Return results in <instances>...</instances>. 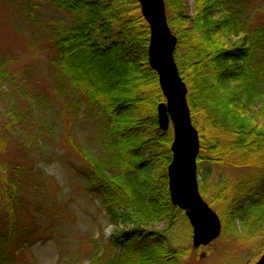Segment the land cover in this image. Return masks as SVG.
<instances>
[{"label": "trees", "instance_id": "obj_1", "mask_svg": "<svg viewBox=\"0 0 264 264\" xmlns=\"http://www.w3.org/2000/svg\"><path fill=\"white\" fill-rule=\"evenodd\" d=\"M36 1L34 7L40 1L60 14L48 32L56 50L58 93L69 99L73 112L84 107L95 115L99 151L82 152L79 173L114 227L100 255L64 264H192L189 248L169 241L184 213L170 202L172 131L158 127L156 106L164 97L148 64L150 32L138 2ZM253 1L193 0L188 14L182 0H164L177 36L174 58L188 85L191 118L199 131L197 163L241 170L235 178L216 179L211 201L224 217L222 233L232 234L242 247L240 257H231L229 264H264V24L253 21ZM103 46L107 62L110 56H124L145 70L140 75L145 79L135 84L125 75L118 77L129 91L96 86L79 62L87 56L101 69L103 59L90 51L99 54ZM7 80L17 86L16 79ZM17 122L22 135L35 140L49 133L41 128L45 120L34 121L29 109ZM1 170L0 264H15L18 251L32 245L38 231L19 217L17 183ZM161 221L164 227L155 228Z\"/></svg>", "mask_w": 264, "mask_h": 264}, {"label": "rangeland", "instance_id": "obj_2", "mask_svg": "<svg viewBox=\"0 0 264 264\" xmlns=\"http://www.w3.org/2000/svg\"><path fill=\"white\" fill-rule=\"evenodd\" d=\"M182 3L191 14L193 0ZM33 5L32 0H0V170L17 183L22 204L19 217L38 231L33 244L18 251L15 264L88 262L103 252L114 230L101 201L86 191L79 173L84 167L82 152L99 151L95 115L84 107L73 112L69 99L58 93L56 50L48 32L59 22L60 14L40 1L38 7ZM252 5L254 23L264 24V0H254ZM91 53L103 59L101 69L89 63L87 56L79 63L96 86L103 87L111 77L123 79L124 75L135 84L145 79L130 77L137 68L124 56H110L107 62V55ZM8 76L16 79L17 86L9 84ZM26 109L34 121L45 120L41 128L49 132L47 135L36 140L22 135L21 124L14 120H21ZM7 123L11 125L7 127ZM240 172L227 164L197 163L201 197L212 207L216 179L235 178ZM212 209L223 230V215ZM154 227L162 229L164 222ZM169 241L174 247L189 248L192 264H229L231 257H240L242 252L241 244L225 232L206 246L192 248L191 227L185 215L179 217Z\"/></svg>", "mask_w": 264, "mask_h": 264}, {"label": "water", "instance_id": "obj_3", "mask_svg": "<svg viewBox=\"0 0 264 264\" xmlns=\"http://www.w3.org/2000/svg\"><path fill=\"white\" fill-rule=\"evenodd\" d=\"M149 26L148 64L158 76L164 101L156 106L158 127H171V161L167 167L170 202L182 210L191 226L192 246L208 245L219 237L222 224L203 200L197 178L199 133L193 125L187 102L186 83L174 59L177 37L167 22L164 0H136Z\"/></svg>", "mask_w": 264, "mask_h": 264}, {"label": "bare ground", "instance_id": "obj_4", "mask_svg": "<svg viewBox=\"0 0 264 264\" xmlns=\"http://www.w3.org/2000/svg\"><path fill=\"white\" fill-rule=\"evenodd\" d=\"M131 48H135L134 47V45H133V47L131 46ZM102 50H104V51H99V54H103V55H105V53L108 51L107 50V47H102ZM105 50H107V51H105ZM127 50V52H129V49H126ZM98 54V53H97ZM135 55H136V53H134ZM138 57H139V55H137ZM76 59L78 58V55H75L74 56ZM129 64H134V61H130V63ZM144 72H145V70H141L140 69V67L138 68V70L136 71V72H133V73H131V75L130 76H132V77H139L140 75H143L144 74ZM120 78H118V77H111L109 80H108V84H107V81H105V83L103 84L104 86L101 88V89H103V90H106L107 88L110 90V91H112V90H116V89H118V90H121V91H129V90H125V89H123L121 86H120ZM125 83V82H124ZM107 86V87H106Z\"/></svg>", "mask_w": 264, "mask_h": 264}]
</instances>
